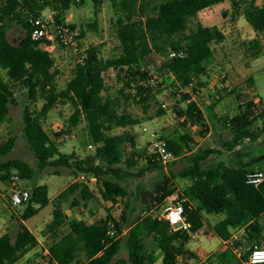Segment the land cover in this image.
Returning <instances> with one entry per match:
<instances>
[{"label": "trees", "instance_id": "obj_1", "mask_svg": "<svg viewBox=\"0 0 264 264\" xmlns=\"http://www.w3.org/2000/svg\"><path fill=\"white\" fill-rule=\"evenodd\" d=\"M225 0H109L113 13L121 53L112 58L102 55L101 46L87 48L83 61H77L72 76L64 89L59 90L57 78L60 70L57 59L43 41L32 38V20L49 9L55 24L62 25L73 33L75 40L86 37L84 26L69 21L75 6L92 2L96 12L102 0H0V120L6 119L11 106L19 104L16 91H28V104L23 120L27 141L38 159L40 168L48 165L67 167L85 177L92 176L101 184V196L106 202L118 203L125 200V207L119 218L108 213L105 218L89 223L84 219H67L66 206L77 208L84 202L96 198L84 180L70 184L53 199L47 184H34L28 207L22 216L15 242L9 233L0 236V264H16L22 256L40 245L37 236L25 225V221L42 208L54 203V220L48 224L45 233L50 237L48 259L52 264H193L197 256L190 251L191 233L204 229L210 239L229 241L234 232L245 228L249 240L256 246L264 241V181L255 186L247 183L248 174L261 169L251 168L264 159V155L252 157L249 161L227 164L219 162L206 166L209 157L220 152L216 149H197V142L189 132L175 136H161L175 158L185 157L190 161L179 176L188 184L179 193L190 232L174 229L165 219L152 211L178 191L171 177L159 180L151 192L140 191V198L146 206L140 214L132 217V197L124 184L127 170L143 162L140 175L163 169V162L157 153L149 148H139L132 134L116 133L140 123L125 109L122 103L131 98L147 100L149 87L155 72L154 56L161 59L159 72L180 90L187 107L179 111L181 117L202 127L201 135L208 133L206 115L200 104L192 100L188 90L199 94L206 87L215 61L214 44L224 40V34L217 26L203 24L199 14L202 10ZM235 13L243 12L256 33H264V3L257 0H231ZM242 9V10H241ZM15 25L25 30L22 43L14 44L8 33ZM97 22L85 27L97 30ZM52 45V44H50ZM64 47L66 45L62 44ZM260 41L252 45L253 56L259 54ZM258 49V50H257ZM182 51L183 58L170 57L171 52ZM83 54H80L82 57ZM79 57V58H80ZM120 73L119 89L111 88L106 75L111 69ZM187 91H184V90ZM229 93H235L231 91ZM228 93V95H230ZM224 96L219 91L208 106L211 119L218 120L214 108ZM44 100L41 109L37 103ZM240 113L234 117L225 116L220 122L229 127L233 139L227 149L239 145L244 139H256L264 133V102L247 99L237 94ZM70 103L75 108L74 118H83L96 145V153L86 158L62 153L57 142L44 127L43 120L59 101ZM260 123V124H259ZM259 125V127H257ZM67 132H58L56 138ZM16 139L9 138L0 145V155L10 153ZM190 153V156H186ZM17 173L22 181H33L37 171L25 160L0 161V182L10 185ZM27 189V188H26ZM25 205V204H24ZM210 217H222L213 223ZM114 231V234L110 232ZM127 250V257L119 256ZM237 243L208 257L209 264H249V253L241 256Z\"/></svg>", "mask_w": 264, "mask_h": 264}, {"label": "rangeland", "instance_id": "obj_2", "mask_svg": "<svg viewBox=\"0 0 264 264\" xmlns=\"http://www.w3.org/2000/svg\"><path fill=\"white\" fill-rule=\"evenodd\" d=\"M257 2L261 5L264 0H257ZM43 14L46 17H54L48 8L43 11ZM199 17L204 25L217 26L224 34L223 42L213 45L215 61L212 64L210 75L204 77V81H207L206 87H203L199 94H194L191 89L188 90L192 100L200 104L206 115L208 133L201 135L202 127L200 124L187 122L185 117L179 115V111L187 107V102L182 99L179 93L181 89L179 90L170 82H165V77L158 71L161 66V59L157 56L153 58L155 72L149 82L152 91L147 100L142 101L140 98L133 100L131 98L129 101L122 103L120 108L121 112L125 109L140 123L124 129H117L115 132L134 135L139 148H144L148 144L149 135L144 130L145 127L156 130L162 136H175L179 133L189 132L197 142L195 151L199 148L220 150V152H215L209 157L206 166L219 162L235 163L240 161L243 155L245 157L242 160L246 161H249L252 157L264 155V133L260 134V137L255 140L244 139L236 147L227 149L226 144L232 141L233 133L229 127L220 122L225 116L231 118L240 113L239 102L235 99L237 94L256 101L262 99L264 102V33H256L242 11L235 13L231 0H225L202 10ZM113 19L114 13L109 0H102V6L98 12H96V7L92 2L72 8L69 21L84 26L86 37L76 41L73 45L64 47L61 44H54L49 49L57 59V67L60 70V75L56 79L59 90L66 87L80 54H85L88 47L101 46L102 55L106 58H112L121 53L120 40ZM90 22H97V30L85 27ZM8 36L12 43L20 44L25 38V30L22 26L15 25L9 30ZM255 39H258L261 45L259 54L253 56L252 45ZM123 74L124 72L120 73L117 69H111L106 75L108 85L114 90L121 88L123 82H120V76H123ZM219 91L224 98L214 108L218 120L215 117L213 120L208 106L213 103ZM231 91H235V93H229ZM16 98L19 104L11 106L7 118L0 120V145L9 138L14 137L16 139L15 147L10 153L0 155V161L25 160L36 169L35 179L33 181H22L20 185L31 191L34 184H47L49 195L53 199L70 184L82 179L96 193V198L87 202L86 205L82 202L83 204L77 208L66 206L67 219L79 218L93 223L105 218L108 213H111L115 218H119L124 210L126 199H118V203L115 204L103 200L101 184L92 176L85 177L67 167L48 165L45 168H40L38 159L33 153L24 131L23 115L28 104V91L24 89L16 91ZM43 104L44 100L41 99L36 105L38 110L42 108ZM74 112L75 108L72 104L59 100L43 120L44 127L57 142L62 153L86 158L95 154L97 148L86 121L83 118H74ZM58 132H67V136L64 137L63 135L56 138L55 134ZM246 153H248L247 156ZM190 155V153L186 154V156ZM189 163L190 161L185 157H179L168 164H163L162 170L145 172L142 175H140V172L144 166L143 162L132 169H125L127 173L124 184L132 197V208L135 211L132 217H136L146 208L140 198V191L151 192L156 183L165 176H177L172 178L173 184L178 189V192L172 198L177 200L179 193L188 184V181L181 178L179 174ZM251 168L264 171V159ZM10 193V186L0 182V236L9 233L13 242H15L22 222L16 220V216H22L28 204L13 206L9 201ZM171 200V198H168L162 204L157 205L152 212L160 216L163 206ZM54 213L55 206L51 202L24 222L38 237L40 245L22 256L16 264H52L44 251L48 248L50 241L48 233L45 232L48 230V224L54 220ZM213 218L216 220V217ZM261 223L264 236V215ZM234 243H237V252L241 256L247 253L250 254L256 246L245 235H241ZM261 245L264 246V241ZM225 247L226 245L223 243L214 242L204 232L196 238H192L189 243L190 251L197 256L192 262L193 264H207L208 257L211 254L221 251ZM127 255L125 249L119 254L123 257H127ZM161 263L160 260L158 264Z\"/></svg>", "mask_w": 264, "mask_h": 264}, {"label": "built area", "instance_id": "obj_3", "mask_svg": "<svg viewBox=\"0 0 264 264\" xmlns=\"http://www.w3.org/2000/svg\"><path fill=\"white\" fill-rule=\"evenodd\" d=\"M32 25V38L37 41H43V46L45 48L50 49L54 44H64L66 46L73 45V43L76 42L75 37L69 28L55 24L53 16L46 17L43 14L40 17L33 19ZM169 55L170 57L179 58H183L185 56L182 51H173ZM85 57L86 55L83 54L82 57L79 58V61H83ZM144 130L147 131V134L149 135L148 143L150 150L153 153H157L164 164H168L176 159L173 153L169 151L167 142L161 138L156 130H151L147 127H145ZM66 136L67 134H64V137ZM263 181L264 173L261 171H255L248 174V184L259 186ZM20 183H22L20 176L17 173H14L12 181L9 185L11 192L9 194V201L15 207L26 204L29 202L31 197V192L25 187H22ZM170 198L172 200L163 206L160 217L167 220L174 229H182L190 232L191 223L187 220L183 203H181L178 198L177 200H174L172 197ZM201 232L202 230L196 233H191L192 237L198 236ZM110 233L114 234V231H111ZM241 235H246L244 227L237 230L227 243L233 244ZM257 253H264V246H255L251 250L248 259L249 264H264V256L259 259L255 258Z\"/></svg>", "mask_w": 264, "mask_h": 264}, {"label": "crops", "instance_id": "obj_4", "mask_svg": "<svg viewBox=\"0 0 264 264\" xmlns=\"http://www.w3.org/2000/svg\"><path fill=\"white\" fill-rule=\"evenodd\" d=\"M248 155V153H246V156ZM245 156L243 155L242 157H241V160L240 161H238V162H241L242 161V159L244 158ZM238 162H235V163H238ZM211 218V221L213 222V223H215L216 221H218V220H220V219H222V217H216V220L213 218V217H210ZM204 229H207L206 227H204ZM204 229H202V232L200 233V234H202V233H204L205 231H204ZM199 234V235H200ZM198 235V236H199ZM197 236H193L192 238H196ZM213 241L215 242V241H217V242H219V243H223L224 245H226L227 244V241H224V240H222L221 238H214L213 239ZM48 248H46L45 249V251H44V254L46 255V256H48Z\"/></svg>", "mask_w": 264, "mask_h": 264}, {"label": "clouds", "instance_id": "obj_5", "mask_svg": "<svg viewBox=\"0 0 264 264\" xmlns=\"http://www.w3.org/2000/svg\"><path fill=\"white\" fill-rule=\"evenodd\" d=\"M262 256H264V253H257L255 258H256V259H259V258H261Z\"/></svg>", "mask_w": 264, "mask_h": 264}]
</instances>
